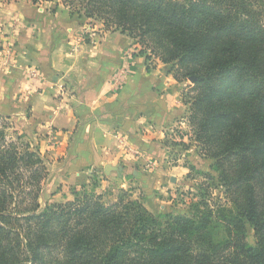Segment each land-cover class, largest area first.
<instances>
[{
  "label": "trees",
  "instance_id": "obj_1",
  "mask_svg": "<svg viewBox=\"0 0 264 264\" xmlns=\"http://www.w3.org/2000/svg\"><path fill=\"white\" fill-rule=\"evenodd\" d=\"M64 2L194 80L189 120L214 162L189 166L190 214L155 215L126 190L108 203L97 173L43 207L48 161L0 113V264H264V0Z\"/></svg>",
  "mask_w": 264,
  "mask_h": 264
},
{
  "label": "crops",
  "instance_id": "obj_2",
  "mask_svg": "<svg viewBox=\"0 0 264 264\" xmlns=\"http://www.w3.org/2000/svg\"><path fill=\"white\" fill-rule=\"evenodd\" d=\"M47 4L0 0V49L14 41L17 60L16 68L6 69L0 58V113L21 134L74 140L77 166L125 165L134 157L123 152V141L138 148L152 138L142 136L147 122L172 120L176 111L162 94L172 97L180 84L165 68L149 70L140 57L129 61L127 35L95 28L94 20L72 16L61 1L56 12ZM87 27L90 39L78 44L76 36ZM127 66L134 70L128 85L114 91V76Z\"/></svg>",
  "mask_w": 264,
  "mask_h": 264
},
{
  "label": "rangeland",
  "instance_id": "obj_3",
  "mask_svg": "<svg viewBox=\"0 0 264 264\" xmlns=\"http://www.w3.org/2000/svg\"><path fill=\"white\" fill-rule=\"evenodd\" d=\"M16 1L18 0H13V2ZM29 1L33 2V0ZM59 1L65 6L64 0H38V4L48 3L47 5L51 6V11L55 10L56 12L55 5ZM94 21L95 23L91 21L90 24L95 28L98 26L99 29L101 27L104 29L101 21ZM13 23V25H19L20 21L15 20ZM92 33L90 27L80 30L75 41L78 44H85ZM130 40L131 44L126 49L129 61H135L137 60L135 58L140 57L144 60L147 69H157L156 71H158L162 67L165 68L166 74L172 75L174 78L173 73L170 72V65L157 59L147 62L144 56L139 55L140 48H137L139 46L137 42L132 38ZM12 42L15 44L14 41ZM133 73L134 70L130 66L121 69L112 80L113 90L120 91L126 87ZM177 82L180 84L177 94L172 97L169 96V93L166 94V91H163L162 94L165 95L166 102H169L170 111L175 109V117L163 126L151 125L152 123L147 122L146 128H143L142 136L145 134L147 138H152L148 141L145 139L144 143L142 141L143 145L138 148L133 147L134 149H132L125 140L123 141V146H125L124 148L122 146L123 152L134 158L125 161V165H121L124 167V171L121 173L112 172L107 175L105 166H77V156L73 151L74 140L71 139L64 144L62 141L58 142L59 137L55 133L35 137L25 133L21 134L10 118L12 126L10 133H15L14 136H21L33 147L40 149L48 161L50 176L44 184L40 200L42 206L45 207L47 203L73 200L74 189L81 185H89L92 175L97 173L101 183L98 193H104L105 201L108 203L116 201L121 190H126L132 199L144 203L148 210L155 215L190 214V204L195 200L198 183L188 178L189 166H197L196 168L201 171H210L214 161L199 154L194 129L190 124V103L186 104L185 101L189 99V96H192L188 90L193 82L190 79L183 83ZM145 143L147 146H144ZM248 241L250 244L255 243L254 232L251 229H249Z\"/></svg>",
  "mask_w": 264,
  "mask_h": 264
},
{
  "label": "built area",
  "instance_id": "obj_4",
  "mask_svg": "<svg viewBox=\"0 0 264 264\" xmlns=\"http://www.w3.org/2000/svg\"><path fill=\"white\" fill-rule=\"evenodd\" d=\"M15 44L8 40L4 43V45L0 49V55H1V62L6 69H14L17 66V60H16V51H15ZM27 74L33 78H38L39 74L36 72V70L29 69L27 70Z\"/></svg>",
  "mask_w": 264,
  "mask_h": 264
},
{
  "label": "water",
  "instance_id": "obj_5",
  "mask_svg": "<svg viewBox=\"0 0 264 264\" xmlns=\"http://www.w3.org/2000/svg\"><path fill=\"white\" fill-rule=\"evenodd\" d=\"M194 80L191 79V82H193ZM123 171V167L121 166H112V165H106L105 166V173L107 175H110L112 172H117V173H121Z\"/></svg>",
  "mask_w": 264,
  "mask_h": 264
}]
</instances>
